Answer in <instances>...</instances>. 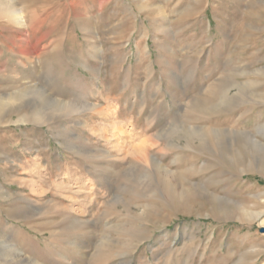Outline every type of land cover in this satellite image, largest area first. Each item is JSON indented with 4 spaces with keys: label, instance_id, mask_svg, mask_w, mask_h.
<instances>
[{
    "label": "rangeland",
    "instance_id": "374dc122",
    "mask_svg": "<svg viewBox=\"0 0 264 264\" xmlns=\"http://www.w3.org/2000/svg\"><path fill=\"white\" fill-rule=\"evenodd\" d=\"M17 1L0 264H264V0Z\"/></svg>",
    "mask_w": 264,
    "mask_h": 264
},
{
    "label": "bare ground",
    "instance_id": "6f19581e",
    "mask_svg": "<svg viewBox=\"0 0 264 264\" xmlns=\"http://www.w3.org/2000/svg\"><path fill=\"white\" fill-rule=\"evenodd\" d=\"M0 16L2 18H6L10 22L16 23V24H18V25H20L22 27H27L28 26V22H27L25 14H24V11H23V9L21 7L18 6V1L17 0H0ZM34 90H36L35 86H30V87H27V88L22 89L20 91H17L15 93H11V94H9L7 96H0V117L5 115V113H6L5 110H6L7 107L8 108L13 107V105L16 103L17 100H19L21 97L23 98V96L25 98V95H27L29 92L34 91ZM16 112H18V111H16ZM43 114L44 113H42V112L35 111L32 114V116L35 117V118H42ZM29 117H30L29 115L23 114V115H21L19 117V120L18 119L17 120L18 121H28ZM194 133L195 134H199L202 137H205L207 132L205 133L204 131H199V132L195 131ZM195 134L194 135L191 134V135H193L195 137ZM256 143H258V142H256ZM261 224H263V221H261ZM69 243L71 245H75V243H73V242H69ZM5 255H6V253H5ZM11 260H13V259H11Z\"/></svg>",
    "mask_w": 264,
    "mask_h": 264
}]
</instances>
